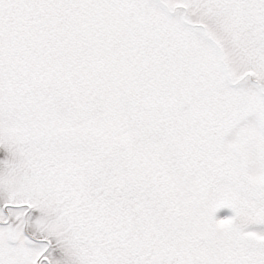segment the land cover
I'll return each instance as SVG.
<instances>
[{
	"label": "snow or ice",
	"instance_id": "1",
	"mask_svg": "<svg viewBox=\"0 0 264 264\" xmlns=\"http://www.w3.org/2000/svg\"><path fill=\"white\" fill-rule=\"evenodd\" d=\"M0 264H264V0H0Z\"/></svg>",
	"mask_w": 264,
	"mask_h": 264
}]
</instances>
